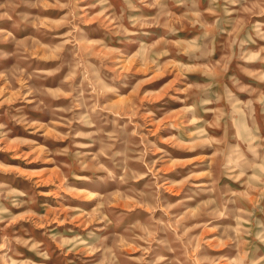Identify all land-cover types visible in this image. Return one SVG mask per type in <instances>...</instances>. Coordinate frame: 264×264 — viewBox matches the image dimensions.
Listing matches in <instances>:
<instances>
[{"label": "rangeland", "instance_id": "obj_1", "mask_svg": "<svg viewBox=\"0 0 264 264\" xmlns=\"http://www.w3.org/2000/svg\"><path fill=\"white\" fill-rule=\"evenodd\" d=\"M0 264H264V0H0Z\"/></svg>", "mask_w": 264, "mask_h": 264}]
</instances>
